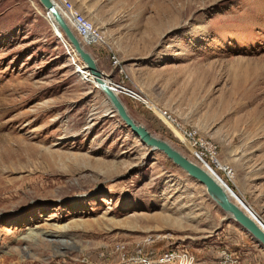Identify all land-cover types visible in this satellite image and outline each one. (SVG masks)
Returning <instances> with one entry per match:
<instances>
[{
	"label": "rangeland",
	"instance_id": "374dc122",
	"mask_svg": "<svg viewBox=\"0 0 264 264\" xmlns=\"http://www.w3.org/2000/svg\"><path fill=\"white\" fill-rule=\"evenodd\" d=\"M72 1L106 42L84 47L108 82L215 143L233 176L203 168L264 225V0ZM121 100L189 157L150 106ZM137 244L264 264L202 184L126 127L39 0H0V264H135L115 248Z\"/></svg>",
	"mask_w": 264,
	"mask_h": 264
},
{
	"label": "built area",
	"instance_id": "2783aa9c",
	"mask_svg": "<svg viewBox=\"0 0 264 264\" xmlns=\"http://www.w3.org/2000/svg\"><path fill=\"white\" fill-rule=\"evenodd\" d=\"M55 7L62 15L64 20L69 23L81 43L85 45H105V40L100 31L93 23L75 6L72 0H52ZM83 44V45H84ZM114 67L119 65L117 57L112 54L110 56ZM76 71L79 68L75 65ZM119 71H122L119 69ZM111 89L114 87L117 95L120 97H128L138 100L146 104L144 99L138 92L127 87L121 82L111 80ZM115 91V90H114ZM161 117L166 126L169 128L173 136L186 148L189 156L197 163L205 164L220 172L226 179L230 180L233 176V170L226 164H223L217 155V146L211 140L201 137L194 129L182 126L175 118L171 117L166 111L160 110ZM146 244H137L132 252H128V248L124 245H116L115 250L121 256L129 257L128 263L135 264H197L194 255L185 248L165 247L160 251L147 249ZM235 260L231 257L230 252L222 249L216 264H232Z\"/></svg>",
	"mask_w": 264,
	"mask_h": 264
},
{
	"label": "water",
	"instance_id": "95a60500",
	"mask_svg": "<svg viewBox=\"0 0 264 264\" xmlns=\"http://www.w3.org/2000/svg\"><path fill=\"white\" fill-rule=\"evenodd\" d=\"M44 9L51 14L57 27L64 33L67 40L73 46L75 52L89 70L90 75L98 84L99 89L109 100L119 118L123 121L129 130L139 138L145 145L155 148L162 152L175 165L186 172L191 178L202 184L209 196L216 198V203L220 209L228 214L252 239L264 248V225L249 211L245 212L230 197L228 191L206 170L200 167L183 155L179 150L173 147L164 139L152 135L143 125L135 122L128 114L127 109L110 87L106 84L102 71L97 68L96 62L91 54L83 47L80 39L75 35L62 15L55 7L52 0H39ZM253 215V217L251 215Z\"/></svg>",
	"mask_w": 264,
	"mask_h": 264
},
{
	"label": "bare ground",
	"instance_id": "6f19581e",
	"mask_svg": "<svg viewBox=\"0 0 264 264\" xmlns=\"http://www.w3.org/2000/svg\"><path fill=\"white\" fill-rule=\"evenodd\" d=\"M51 15V14H50ZM53 18V17H52ZM68 25H69V23H67ZM69 27L71 28V26L69 25ZM72 29V28H71ZM61 31V30H60ZM72 31H73V29H72ZM74 32V31H73ZM75 33V32H74ZM76 35V34H75ZM84 44V43H83ZM85 45V44H84ZM84 45H83V47H84ZM85 48V47H84ZM74 49V48H73ZM75 51V50H74ZM76 53V52H75ZM77 54V53H76ZM211 64H213V62H212V60H211V62H209V63H207V65H211ZM76 65V64H75ZM85 65V64H84ZM87 68V67H86ZM88 70V69H87ZM88 72H89V70H88ZM103 73V72H102ZM90 74V73H89ZM103 75H104V73H103ZM91 76V75H90ZM91 78H92V80L95 82V80H94V78L91 76ZM104 78H105V81H106V84L110 87V89H111V84L108 82V80L106 79V77L104 76ZM95 84L97 85V87L99 88V86H98V84L95 82ZM114 87H112V91L114 92V93H117V91H114ZM120 97V96H119ZM120 99H121V97H120ZM145 99V98H144ZM109 101V100H108ZM146 105L147 106H150L151 107V109L153 110V112L154 113H156L157 115H160L161 114V112H160V110L161 109H159L156 105H154L153 103H151V102H149V101H147L146 100ZM153 149H155V148H153ZM178 150V149H177ZM183 154V153H182ZM184 155V154H183ZM186 156V155H185ZM188 159H190L188 156H186ZM192 159V158H191ZM190 159V160H191ZM194 160V159H193ZM193 160H191V161H193ZM194 163H196V164H198L200 167H205V168H210L209 166H207V165H205V164H199V163H197V162H195V160L193 161ZM205 168H203L204 170H206ZM210 175H212L208 170H206ZM215 171V170H214ZM216 172V171H215ZM217 173V172H216ZM218 174V173H217ZM213 176V175H212ZM214 177V176H213ZM215 178V177H214ZM216 179V178H215ZM217 180V179H216ZM218 181V180H217ZM219 182V181H218ZM220 183V182H219ZM221 184V183H220ZM222 185V184H221ZM223 186V185H222ZM224 187V186H223ZM225 188V187H224ZM226 189V188H225ZM212 198H213V200L216 202V198L214 197V196H211ZM232 199V198H231ZM233 200V199H232ZM234 201V200H233ZM235 202V201H234ZM236 203V202H235ZM237 204V203H236ZM238 205V204H237ZM239 206V205H238ZM240 207V206H239ZM242 208V207H241ZM243 209V208H242ZM245 212H247L245 209H243ZM248 213V212H247ZM251 215V214H250ZM32 237V236H31ZM33 239H35V238H33L32 237V241H33Z\"/></svg>",
	"mask_w": 264,
	"mask_h": 264
},
{
	"label": "crops",
	"instance_id": "0c3cea01",
	"mask_svg": "<svg viewBox=\"0 0 264 264\" xmlns=\"http://www.w3.org/2000/svg\"><path fill=\"white\" fill-rule=\"evenodd\" d=\"M231 252V254H235V253H232V250H229ZM219 255V254H218ZM218 257V256H217ZM235 259H237V257H234ZM237 262V260H235ZM243 261V260H242Z\"/></svg>",
	"mask_w": 264,
	"mask_h": 264
}]
</instances>
